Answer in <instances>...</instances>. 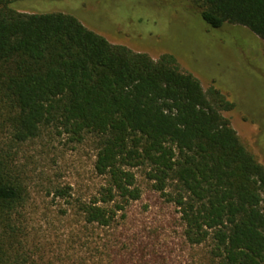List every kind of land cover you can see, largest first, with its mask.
Here are the masks:
<instances>
[{"label":"trees","instance_id":"1","mask_svg":"<svg viewBox=\"0 0 264 264\" xmlns=\"http://www.w3.org/2000/svg\"><path fill=\"white\" fill-rule=\"evenodd\" d=\"M17 1L0 0V264H79L49 255L29 226L18 155L44 130L75 143L93 137L105 179L86 201L55 187L70 207L62 216L110 228L141 199L135 170L146 168L190 245L211 243L218 264H264V165L224 115L235 104L205 91L174 55L155 60L74 15L23 13ZM184 2L211 28L244 27L264 42V0Z\"/></svg>","mask_w":264,"mask_h":264},{"label":"rangeland","instance_id":"2","mask_svg":"<svg viewBox=\"0 0 264 264\" xmlns=\"http://www.w3.org/2000/svg\"><path fill=\"white\" fill-rule=\"evenodd\" d=\"M188 7L184 0H19L12 5L29 14L74 15L112 44L155 60L174 55L205 91L215 87L235 104L224 115L264 165V42L244 27L211 28ZM96 156L93 137L75 143L54 130H44L20 149L18 165L30 191L29 226L49 255L79 264H218L211 243L186 241L179 209L154 189L146 168L135 170L141 199L110 228L62 216L70 207L50 192L70 186L75 199L96 195L105 183L95 172Z\"/></svg>","mask_w":264,"mask_h":264}]
</instances>
